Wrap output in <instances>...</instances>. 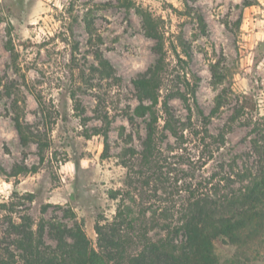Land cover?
I'll use <instances>...</instances> for the list:
<instances>
[{
  "label": "rangeland",
  "instance_id": "1",
  "mask_svg": "<svg viewBox=\"0 0 264 264\" xmlns=\"http://www.w3.org/2000/svg\"><path fill=\"white\" fill-rule=\"evenodd\" d=\"M139 10L152 14L164 33L170 69L183 71L177 67V55L186 60L179 38L191 47L192 58L181 66L197 85L196 99L207 116L216 98L227 93L210 132L231 127L228 139L235 153H251L248 123H264V0H0V203L8 204L2 217L16 220L30 206L22 197L33 193L35 209L47 206V218L62 221L72 211L96 243L92 207L99 199L106 215H114L116 202L107 193L126 189L130 172L120 160L128 147L120 129L145 137L144 120H135V130L128 119L139 103L134 81L157 60ZM197 15L207 26L204 33ZM89 16L103 39L100 50L120 81L100 79L93 71L97 61L86 31ZM213 65L225 77L219 85ZM244 97L256 111L245 110L233 120ZM172 107L180 118L187 116L181 100H173ZM17 114L35 136L26 145L15 126ZM105 115L111 123L107 154L104 136L96 132L104 128ZM170 142L175 149L174 139ZM134 144L141 148L138 133ZM259 253L256 264H264V245Z\"/></svg>",
  "mask_w": 264,
  "mask_h": 264
},
{
  "label": "trees",
  "instance_id": "2",
  "mask_svg": "<svg viewBox=\"0 0 264 264\" xmlns=\"http://www.w3.org/2000/svg\"><path fill=\"white\" fill-rule=\"evenodd\" d=\"M138 13L143 18L146 35L155 41L157 60L134 81L139 103L128 118L135 130L139 128H135V120H144L145 137L136 131L126 133L124 127L119 132L128 146L120 160L130 172L126 189L107 193L108 199L116 202L114 215L107 216L102 202L95 201L91 212L97 238L94 244L85 231L84 220H78L72 211L65 212V221L48 219V207L35 209L36 196L28 193L22 199L30 206L16 220L12 215L8 218L0 215V223H5L0 235V264H256L258 261L264 245V123H248L254 137L250 139L251 153L246 157L235 153L231 146L228 139L231 127L212 134L211 118L226 102L227 93L216 98L215 108L207 116L196 99L197 85H191L189 73L181 66L188 65L187 60L192 58L191 47L183 37L179 38L186 60L177 55V67L183 71L170 69L165 35L158 22L149 12ZM197 22L204 33L207 26L201 15H197ZM85 25L97 61L93 71L100 79L120 81L100 50L103 39L96 33L90 16ZM7 49L16 60L12 41ZM220 71L219 65L212 66L218 85L225 80ZM7 94L11 92L8 90ZM175 99L184 104L185 118H180L172 107ZM245 110L256 111L247 97L241 101L233 120L243 117ZM101 121L104 128L96 132L104 136L107 154L111 123L107 115ZM15 126L22 144L35 138L19 114ZM137 133L140 149L134 144ZM171 138L177 145L175 149L170 148ZM174 150L180 153H173ZM0 173H3L1 166ZM7 208V203H0V213ZM47 237L54 244L48 243Z\"/></svg>",
  "mask_w": 264,
  "mask_h": 264
}]
</instances>
